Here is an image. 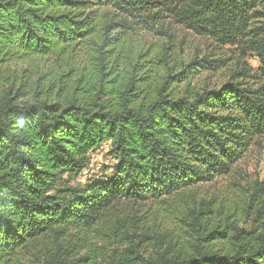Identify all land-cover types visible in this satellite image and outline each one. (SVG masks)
I'll use <instances>...</instances> for the list:
<instances>
[{"label": "trees", "instance_id": "obj_1", "mask_svg": "<svg viewBox=\"0 0 264 264\" xmlns=\"http://www.w3.org/2000/svg\"><path fill=\"white\" fill-rule=\"evenodd\" d=\"M163 16L243 43L258 85L244 66L201 84L220 58L172 63L164 46L145 44L138 31L162 27ZM258 138L264 0H0V264H264L263 183L215 205L221 222L200 219L209 202L185 194L229 174ZM104 146L110 171L80 179ZM123 203L150 206L159 226L190 214L195 236L140 256L141 238L163 237L142 222L136 243L125 228L119 254L107 255L98 227Z\"/></svg>", "mask_w": 264, "mask_h": 264}, {"label": "rangeland", "instance_id": "obj_2", "mask_svg": "<svg viewBox=\"0 0 264 264\" xmlns=\"http://www.w3.org/2000/svg\"><path fill=\"white\" fill-rule=\"evenodd\" d=\"M161 24L162 27L156 25L150 32L138 31V36L146 41L145 44L151 43L152 46L156 44L164 46V49L170 53V62H187L193 56L221 59L219 63L221 65L220 69L215 72L208 71L199 75V83L218 84L228 77L230 71L239 68V66H244L247 69L248 75H252V77L247 76L246 80L251 82L253 87L260 82L261 79L257 78L261 77L257 57L243 43L221 44L210 37L196 34L168 16H163ZM106 149L107 146H104L101 150L90 154L91 164L83 171V176L80 179H84V175L89 176L94 173L100 174L103 172L106 174L110 171V169L104 170L101 168L104 164H108V158L105 156ZM255 181H260L264 184V139L262 138L256 139L248 147L242 158L234 164L229 174L216 177L212 181L199 183L187 189L185 194L195 201L197 207H200L202 202L206 204H204V207H207V202H209V206L213 211L207 213L206 210L203 213L202 210L198 215L200 219H205L208 216L221 222L223 215L220 213L215 217L216 211L214 206L218 204L225 205L227 198L234 195H239L238 199L242 196L244 197V195L250 198L249 195L253 192L251 187ZM130 206L131 208H127L124 203L116 205L115 209L112 210L113 220L111 222L102 221V225L98 227L100 232L96 234L97 240L95 242L98 247L103 242L108 243L105 251L107 255L112 256V254H115L117 256L119 254V252L112 253V249L116 244L118 245L117 240L125 228L131 234V239L136 243L139 239L132 233L136 231L134 227L142 222H144L145 230L149 236L152 234V231L161 228L160 232L163 237L156 244H153L147 238H141L139 240L140 256L147 257L157 249L163 250L170 245L179 247L186 240L195 236L191 231L192 227L188 225L193 221L190 214H185V216L175 214V217L166 220V222L160 220L161 226H159L158 221H154L151 216L150 206ZM236 222L237 225L244 226L242 222ZM136 233L137 231L134 234Z\"/></svg>", "mask_w": 264, "mask_h": 264}]
</instances>
